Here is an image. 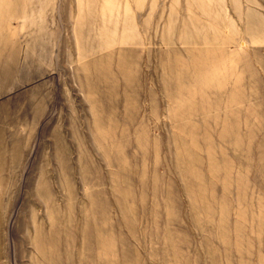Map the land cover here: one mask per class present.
Masks as SVG:
<instances>
[{"label":"rangeland","instance_id":"rangeland-1","mask_svg":"<svg viewBox=\"0 0 264 264\" xmlns=\"http://www.w3.org/2000/svg\"><path fill=\"white\" fill-rule=\"evenodd\" d=\"M0 264H264V0H0Z\"/></svg>","mask_w":264,"mask_h":264}]
</instances>
